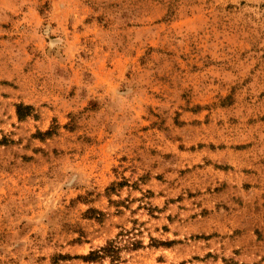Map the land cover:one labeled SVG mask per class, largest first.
Listing matches in <instances>:
<instances>
[{"label": "rangeland", "instance_id": "374dc122", "mask_svg": "<svg viewBox=\"0 0 264 264\" xmlns=\"http://www.w3.org/2000/svg\"><path fill=\"white\" fill-rule=\"evenodd\" d=\"M0 264H264V0H0Z\"/></svg>", "mask_w": 264, "mask_h": 264}, {"label": "trees", "instance_id": "16d2710c", "mask_svg": "<svg viewBox=\"0 0 264 264\" xmlns=\"http://www.w3.org/2000/svg\"><path fill=\"white\" fill-rule=\"evenodd\" d=\"M32 107L29 104L17 103L16 114L18 119H23L31 113ZM132 245L134 242H130ZM140 243V242H138ZM120 247L114 243L113 240L107 241L103 246L98 249L90 250L89 253L83 256L84 259L94 261L104 257H110L111 260L116 259L119 256Z\"/></svg>", "mask_w": 264, "mask_h": 264}]
</instances>
